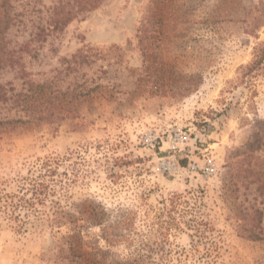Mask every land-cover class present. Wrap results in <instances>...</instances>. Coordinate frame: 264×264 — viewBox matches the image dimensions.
<instances>
[{"label":"rangeland","instance_id":"1","mask_svg":"<svg viewBox=\"0 0 264 264\" xmlns=\"http://www.w3.org/2000/svg\"><path fill=\"white\" fill-rule=\"evenodd\" d=\"M80 1L11 0L8 37ZM99 1L33 42L26 75L0 70L16 91L101 84L83 120L0 133V264H264L242 235L264 208L244 169L264 158V0Z\"/></svg>","mask_w":264,"mask_h":264},{"label":"trees","instance_id":"2","mask_svg":"<svg viewBox=\"0 0 264 264\" xmlns=\"http://www.w3.org/2000/svg\"><path fill=\"white\" fill-rule=\"evenodd\" d=\"M100 4L99 0H81L80 7L57 8L55 13L50 15L48 27H33L31 37L19 46L13 45L8 34L13 26L24 23L19 20L18 14H13L11 0H0L2 14L0 16V70L13 68L19 70L23 75L25 72L24 53L37 51V46H33L35 40L45 42L51 32L62 30L79 13L90 11ZM262 5L264 6L263 2ZM36 29L35 31H33ZM23 31H27L24 30ZM259 56L256 60L260 63L264 61V42L256 47ZM146 51V50H145ZM83 63H89L91 56H81ZM71 62V60H70ZM162 79V78H158ZM101 84L90 86L87 82H77L73 86L62 87L56 79L35 82L26 80L25 86L20 91H16L14 86L0 83V103L6 105L15 114L13 116L0 117V133L9 132L17 127L31 122H46L49 124L61 125L70 118L81 117V108L88 99L96 95L101 89ZM248 158V157H247ZM261 166L256 170L254 167L244 168L247 179L252 183H261V196L264 198V158H258ZM41 175H51L55 170L51 167V162L42 165ZM241 168V167H239ZM231 169V177L232 175ZM37 196L44 193V182L35 181L34 187ZM256 222L242 224V235L252 240H264V208L256 209ZM246 212L243 215H247ZM258 218V221H257Z\"/></svg>","mask_w":264,"mask_h":264}]
</instances>
